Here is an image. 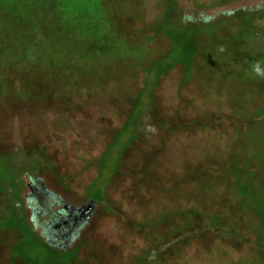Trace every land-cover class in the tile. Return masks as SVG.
<instances>
[{
    "label": "rangeland",
    "instance_id": "1",
    "mask_svg": "<svg viewBox=\"0 0 264 264\" xmlns=\"http://www.w3.org/2000/svg\"><path fill=\"white\" fill-rule=\"evenodd\" d=\"M21 1L0 15V264H264V78L228 62L264 67V0ZM255 8L257 34L226 47L254 28H184ZM148 72L154 106L120 135ZM32 180L94 207L64 248L25 205L36 237L7 233Z\"/></svg>",
    "mask_w": 264,
    "mask_h": 264
},
{
    "label": "trees",
    "instance_id": "2",
    "mask_svg": "<svg viewBox=\"0 0 264 264\" xmlns=\"http://www.w3.org/2000/svg\"><path fill=\"white\" fill-rule=\"evenodd\" d=\"M111 1H114L116 3H120L122 0H103L102 2L100 1V4L103 5L104 7L108 5L109 2ZM11 2V3H10ZM60 3V2H59ZM174 1L172 0V3H170V5L172 7H174ZM10 5V9H14V8H17L19 5L17 3V0H0V15H2V11L4 9H8L7 7ZM21 5L22 7L27 10L31 15H35L37 17H40V15H42V13H50V11L56 7V6H52L51 9L49 11H43L42 8H40L39 6H37L35 4V2H32L31 0H22L21 1ZM61 8H63L62 6H59ZM65 8H63L62 10H64ZM242 9V8H241ZM258 8H255V9H245V15H246V18L242 19V15H238L237 16V13L240 9H236V10H233V12H229V13H226V14H221V15H215V16H203L202 14H200V16L194 20V19H191L189 17V15H185L184 14V19H183V24H184V28H186V33L189 31V29H193V28H196L197 31L199 32L200 29L205 26H211L212 24H216V30L215 32L221 28V26L231 22V20H237L238 21V24L242 25L244 28H247V27H250V28H254V31H249V30H245L243 33L238 29L236 28L235 31H239V33L243 34V37L242 38H239L237 40H228L227 38L224 39V42L223 43H226L225 44V47L228 43L232 42H237V41H242L243 39H245L247 36L249 35H252V34H257V28L256 26L254 25V21L259 19L260 17L258 18H253L254 16H250V15H253L254 13H252L253 11L257 10ZM169 11V13L171 11H173V9H171V7H169L167 9V12ZM105 12V11H104ZM107 16V14H106ZM112 17V16H111ZM109 15L107 16V22L109 23ZM167 18V17H166ZM112 20H113V17H112ZM115 21H117V18L115 17L114 18ZM39 20L36 22V26H38L39 24ZM41 24V23H40ZM109 25V24H108ZM238 26V25H237ZM110 27V26H108ZM111 28V27H110ZM185 34H183L182 36H184ZM201 34L200 36L198 37L197 39V42H196V47H197V44L199 46V48H203V46H201L200 44V38H201ZM223 40H221L222 42ZM194 42V41H192ZM195 44V43H194ZM182 48H183V52H185L186 50H190V51H195V47L193 45L192 48H190V45L189 44H185L183 42L182 44ZM208 50V49H207ZM223 54L219 53V50L217 47L213 48V49H209L208 52H207V55L208 56H220L222 58V56H228L226 54V50H223ZM230 56V55H229ZM226 58V57H224ZM51 60V59H50ZM228 62L231 63L232 65H235L237 62L239 63V65L244 68L246 70V74L247 75H244L245 77V80L248 82V81H251V84H254L255 85V81H253V79H251V76H254L255 75V79H261V78H264V67L262 66H249L248 65V61H245V60H239L238 58H234V57H230L228 59ZM37 61L36 62H33V63H29L30 66L32 67H36L37 65ZM184 68H185V73L189 70V66L188 64L187 65H183ZM9 67V66H7ZM170 70V69H169ZM168 72V71H166ZM166 72H164L163 74H165ZM152 72H148L147 74H145V81H144V85L143 87L141 88V90L135 95L134 99H132L129 104L131 108V110H129V114H128V120H126L124 126L121 128V130L119 131V134L120 135H123L125 133H133L135 134L136 131H139L142 127H143V119L149 117L150 115V110L152 108V106H154V103L152 101V99L150 98L151 96V92L148 94L147 92V89H148V86L150 85V76H151ZM186 76V75H185ZM161 77V76H160ZM159 78H154L156 79L154 81V84H156V82L160 79ZM187 77H185L186 79ZM0 82H2V84L6 85L5 82L3 81V77L2 79L0 80ZM264 82V80H263ZM14 83V81H13ZM7 86V85H6ZM9 88V86H7ZM153 87V86H152ZM155 87V86H154ZM10 89V88H9ZM29 96V95H28ZM25 98H27L26 95H24ZM24 98V99H25ZM50 96H45L43 97L42 99H44L43 101H46V100H49ZM137 107H143V112L144 114L142 116H137L134 114V111H135V108ZM136 118V121H130V119H134ZM131 134V135H133ZM251 172V171H250ZM260 174V173H259ZM100 195V193L98 192L97 194H91L89 198L90 200H93V204H96L98 203L97 202V197ZM17 196H18V199L20 200V193H17ZM96 201V203L94 202ZM20 207V204L19 206ZM19 210V209H18ZM20 210H21V213H16L15 216H12V220L10 222V227L8 228V231L7 233H12L13 235V238L14 237H17L18 234L22 235V232H24L25 235H27V239L28 238H32L33 236L36 237V234L34 232L33 229L30 228V224L27 220V217L23 214L22 212V207H20ZM14 223V224H13ZM85 224V223H84ZM84 226V225H83ZM82 226V227H83ZM230 236V234H228ZM3 240L5 239V235L2 237ZM12 238V240H13Z\"/></svg>",
    "mask_w": 264,
    "mask_h": 264
},
{
    "label": "flooded vegetation",
    "instance_id": "3",
    "mask_svg": "<svg viewBox=\"0 0 264 264\" xmlns=\"http://www.w3.org/2000/svg\"><path fill=\"white\" fill-rule=\"evenodd\" d=\"M27 187L29 195L26 197V203L19 200L20 207L25 205L31 210L34 225L40 229L42 236L55 241L52 244L57 250L72 243L94 207L88 205L70 208L63 205L60 198L47 191L36 180H32ZM42 217H46V220L38 222ZM35 227L30 228L35 232Z\"/></svg>",
    "mask_w": 264,
    "mask_h": 264
}]
</instances>
